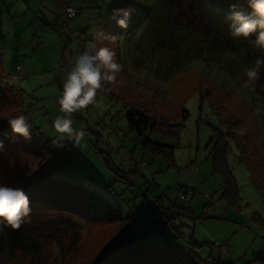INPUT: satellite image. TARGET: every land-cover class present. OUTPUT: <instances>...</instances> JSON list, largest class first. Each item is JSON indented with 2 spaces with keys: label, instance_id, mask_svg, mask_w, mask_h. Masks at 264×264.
Masks as SVG:
<instances>
[{
  "label": "rangeland",
  "instance_id": "obj_1",
  "mask_svg": "<svg viewBox=\"0 0 264 264\" xmlns=\"http://www.w3.org/2000/svg\"><path fill=\"white\" fill-rule=\"evenodd\" d=\"M67 4L78 5L80 12L68 18L63 12ZM187 4L0 0V110L10 117L24 113L36 137L50 141L47 150H53L58 134L52 122L62 115L58 99L70 62L78 50L91 51L90 41L109 47L122 66L118 82L106 84L94 103L71 114L74 128H83L85 136L79 144L65 141L44 168L54 169L56 182L67 191L109 198L124 219L143 216L133 221L131 230L157 217L149 204L159 198L166 206L174 202L190 208L170 221L164 235L182 251L202 258L198 264H212V258L221 264H264V67L254 84H246L245 76L257 59H264V50L251 43L255 33L248 39L228 33L224 17L230 6L248 13V0H207L194 9ZM117 8L132 9L126 30L112 18ZM100 30L106 38L96 37ZM122 101L183 122L177 136L162 140L170 153H154L136 143ZM182 109L187 111L183 121ZM5 122L0 120V125ZM13 139H0V184L20 188L44 154L34 137ZM216 141L228 144L226 162L235 198L234 189L226 196L224 178L214 170ZM181 187L191 192L189 202L178 198ZM39 195L29 199L31 213H54L57 206L45 205V193ZM75 218L80 222V249L61 257L56 243L49 241L52 236L41 235L33 246L40 262L92 264L115 235L116 223ZM0 232L6 235L7 248L12 237L3 226ZM16 253L12 248L9 263L4 255V264H25Z\"/></svg>",
  "mask_w": 264,
  "mask_h": 264
},
{
  "label": "trees",
  "instance_id": "obj_2",
  "mask_svg": "<svg viewBox=\"0 0 264 264\" xmlns=\"http://www.w3.org/2000/svg\"><path fill=\"white\" fill-rule=\"evenodd\" d=\"M158 1L160 3L177 4L181 0ZM184 1L188 2L187 5L191 9H194L200 3L207 0ZM78 51L82 52L84 49ZM67 64L70 63L67 62ZM68 68L70 67L68 66ZM104 87H107L106 84ZM16 90L19 91L20 95L22 92L21 89L18 88ZM113 94L116 95L115 93ZM117 99L119 98L117 97ZM20 103H22L21 100ZM20 106L22 108V104ZM122 107H124L123 114L127 120L128 130L136 134V143L143 148L150 149L154 153H163V155L170 153V150L166 149L168 148L167 144H164L162 140L166 136H177L183 122L175 123L171 115L165 116L161 114L160 116H156L147 107L128 104L123 101ZM219 115L221 114L219 113ZM186 116L187 111L182 109V121ZM222 121L228 126L224 116ZM29 124L31 126V137L36 139V143L43 150L44 161L38 165L34 172L31 174L28 172L26 178L24 180L22 179L20 188L23 189L31 201L39 197V194L45 193L46 199L44 204L47 206H57V209L53 211L54 213H49L44 216L41 214L33 215L34 212L31 213L27 222L23 223L17 230L6 228L9 236L12 237L10 243L12 246L7 243V248L5 247V242L8 241L6 235L0 232V264H4V255L7 258V262L5 263H9L11 259L7 255L12 251V248L17 252L16 258L25 264H44V262H40V259L38 260L33 250L34 243L37 240L36 238H39L41 235L52 236V239L49 241L56 243L61 257L65 258L72 255L80 245V222L75 218L76 216L87 217L92 221L99 220L116 223L117 229L111 242L99 252L101 254L96 257V261L92 264H198V262L202 261V258L194 252H192V255H189L182 251L172 237L164 235L165 228L169 225L170 221L179 214L190 212V208H181L174 204V202L166 206L163 204L162 199L159 198L153 204H149L154 213L156 212L157 217L141 222L139 228L131 230L130 226L133 221L143 216L136 218L133 215L124 219V216L109 198L98 194L94 197H86L82 191L77 195L72 191H67L64 186L56 182L54 177L55 170L52 168L51 170L44 168V164L49 158L55 156V154H59L60 150L57 147L53 150H47L48 146H50V141L36 137L32 123L29 122ZM213 129L215 130L213 137H215L218 135L217 127H213ZM228 130L229 134H232V129L229 126ZM240 130L241 127H239L238 132ZM18 137L20 140H25L18 135H13L7 122L0 125V139L8 140L9 138H14L11 141L17 142ZM227 148L228 144L226 142L220 144L216 141L212 149V161L214 170L219 172L224 178L223 181L227 186L225 190L226 196L229 197L234 189L235 198L237 194L235 182L226 162ZM165 156L169 158V155ZM38 168L40 169L38 170ZM117 174L119 177L122 176L120 172ZM72 197L77 202H69L68 198ZM145 209L148 210L147 207ZM160 233H163V236H160ZM192 243L194 242L192 241ZM191 251H194V247L191 248ZM211 262L212 264H221L218 259L214 258H212Z\"/></svg>",
  "mask_w": 264,
  "mask_h": 264
},
{
  "label": "clouds",
  "instance_id": "obj_3",
  "mask_svg": "<svg viewBox=\"0 0 264 264\" xmlns=\"http://www.w3.org/2000/svg\"><path fill=\"white\" fill-rule=\"evenodd\" d=\"M133 3L136 0H132ZM250 12L237 10L236 6H230L229 15L224 19L228 23V33L233 38L248 39L255 33V39L251 41L254 47L264 50V0H248ZM132 9L117 8L113 10V19L118 28L126 30ZM96 37L106 38L107 34L97 31ZM89 50L77 54L70 62L62 82L58 103L62 115H57L52 127L58 134L55 147L63 148L65 141L79 144L84 136L83 128H74L71 114L94 103L98 90L105 84L117 83L118 74L122 66L117 62L116 53L109 47H98L89 42ZM264 67V59H257L255 64L246 69V84H254L259 79L261 68ZM0 120H6L11 133L25 140L31 139L30 124L24 114L8 116L0 110ZM3 142L0 141V150ZM32 209L27 194L21 188H13L0 184V226L17 230L26 223Z\"/></svg>",
  "mask_w": 264,
  "mask_h": 264
},
{
  "label": "built area",
  "instance_id": "obj_4",
  "mask_svg": "<svg viewBox=\"0 0 264 264\" xmlns=\"http://www.w3.org/2000/svg\"><path fill=\"white\" fill-rule=\"evenodd\" d=\"M63 12L68 18H71V17L75 16L76 14H78V12H80V7L78 5H75V4H67L63 8ZM17 70H18L19 74H21V75L23 74V66L21 64L17 65ZM178 198L180 200L189 202L191 199V192H189L185 188L181 187L179 190Z\"/></svg>",
  "mask_w": 264,
  "mask_h": 264
},
{
  "label": "crops",
  "instance_id": "obj_5",
  "mask_svg": "<svg viewBox=\"0 0 264 264\" xmlns=\"http://www.w3.org/2000/svg\"><path fill=\"white\" fill-rule=\"evenodd\" d=\"M63 45L61 44V47H62ZM63 55V54H62ZM63 57V56H62ZM61 63V61H58V65ZM45 69V68H44Z\"/></svg>",
  "mask_w": 264,
  "mask_h": 264
}]
</instances>
